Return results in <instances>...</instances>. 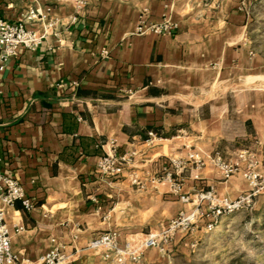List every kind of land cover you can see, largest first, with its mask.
Instances as JSON below:
<instances>
[{
    "label": "crops",
    "instance_id": "obj_1",
    "mask_svg": "<svg viewBox=\"0 0 264 264\" xmlns=\"http://www.w3.org/2000/svg\"><path fill=\"white\" fill-rule=\"evenodd\" d=\"M242 1L86 0L77 14L72 0H0L2 20L38 8L67 25L0 69V172L34 205L28 212L0 197L21 264H38L53 248L65 264H117L91 242L115 233L122 248L140 245L181 213L210 211V201L186 204L181 195L214 189L221 204L247 192L244 173L226 180L217 155L254 151L264 175L261 0ZM142 15L176 28L139 34ZM106 154L128 159L116 179L96 172ZM208 222L197 214L125 264L189 263Z\"/></svg>",
    "mask_w": 264,
    "mask_h": 264
},
{
    "label": "built area",
    "instance_id": "obj_2",
    "mask_svg": "<svg viewBox=\"0 0 264 264\" xmlns=\"http://www.w3.org/2000/svg\"><path fill=\"white\" fill-rule=\"evenodd\" d=\"M76 6L77 14H80L87 6L86 0H72ZM246 6V1H242V8ZM77 17L73 18V22ZM67 26L58 19L50 17L48 14L41 12L38 8L29 9L22 20L18 22H9L0 19V69H4L5 65L13 58L17 57L22 49L35 51L49 37H57L60 29ZM168 19L160 24H148L144 16L139 17L137 32L145 34L153 32L158 35H171L175 30ZM126 157H117L114 154H106L102 157L97 165L96 172L105 179H116L122 175L124 165L127 163ZM213 162L222 168L223 175L226 180L237 176L241 172L249 181L250 189L237 196L235 199L225 198L221 204H214V189L209 192H201L195 197L181 195L182 202L201 203L208 200L211 203L210 211L205 213L197 209L196 213L187 215L181 213L176 219L172 220L165 226L160 233L150 234L146 240L135 245L131 242L126 243L125 247H120L118 243V235L109 233L101 235L91 242V247L95 249H106L105 256L113 259L117 264H125L127 261L139 260L142 253L147 248L159 247L161 243H167L180 230H187L196 218V215L204 216L210 219L206 230L212 231L225 217L232 216L239 212H250L255 206V200L260 194L264 193V176L256 171L257 155L251 150L239 151L234 160L224 161L221 156L217 155L213 158ZM247 164V168H243V164ZM175 170H180L183 166L177 161L172 162ZM166 177L171 179L172 173H166ZM133 182L140 185L135 178ZM178 193L179 189L176 188ZM0 197L7 205H15L17 202L22 204L25 211H31L34 207L31 199L27 196L24 188L16 180L4 175L0 172ZM200 207V206H199ZM198 208V207H197ZM6 211L0 208V264H21L15 257L11 249V237L5 223ZM65 256L58 248L51 249L38 264H65Z\"/></svg>",
    "mask_w": 264,
    "mask_h": 264
},
{
    "label": "rangeland",
    "instance_id": "obj_3",
    "mask_svg": "<svg viewBox=\"0 0 264 264\" xmlns=\"http://www.w3.org/2000/svg\"><path fill=\"white\" fill-rule=\"evenodd\" d=\"M255 20L264 29V0L256 5ZM193 250L187 264H264V193L250 212L225 217L212 231L204 232Z\"/></svg>",
    "mask_w": 264,
    "mask_h": 264
},
{
    "label": "trees",
    "instance_id": "obj_4",
    "mask_svg": "<svg viewBox=\"0 0 264 264\" xmlns=\"http://www.w3.org/2000/svg\"><path fill=\"white\" fill-rule=\"evenodd\" d=\"M237 264H243V263H237Z\"/></svg>",
    "mask_w": 264,
    "mask_h": 264
}]
</instances>
